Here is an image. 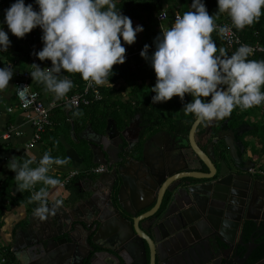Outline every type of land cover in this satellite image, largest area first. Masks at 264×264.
<instances>
[{"label": "trees", "instance_id": "trees-1", "mask_svg": "<svg viewBox=\"0 0 264 264\" xmlns=\"http://www.w3.org/2000/svg\"><path fill=\"white\" fill-rule=\"evenodd\" d=\"M0 3L3 7L0 14H5V19L10 15L21 21L24 18L22 13L26 12L31 20L37 44L32 56L38 59L41 70H51L49 92L52 94L70 96L81 92L90 71L106 58L119 60L112 67L99 70L98 80L110 83L112 87L117 82H124L131 88L127 101L120 98L124 93L122 88L117 91L103 87L102 100L89 106H80L68 114L61 107L54 108L51 115L53 129H47L43 134L45 140H52L48 144L52 152L45 151L43 164L58 160L54 145L63 152L62 144L57 140L65 134L78 149L83 162L93 166L87 143L72 138V124L75 133L87 125L103 130L108 119L121 122L119 108L124 117L129 118L134 113L132 103L147 116L149 112L158 113V105L163 104L165 112L160 116L168 127L189 130L198 115L218 98L231 79L239 76L256 79L264 71V52L249 56L236 48L228 49L219 34L213 32H202L194 40L160 49L158 56L152 51L142 54L150 48L146 45L149 37L153 38L151 46L162 40L158 34L157 16L171 7L176 8L180 21L199 28L207 22L229 18L236 13L239 4L248 6L250 13L238 20L236 33L243 42L264 47V0H0ZM229 10L233 12L229 13ZM138 25L143 35L139 44L133 42ZM115 35L117 45L112 41ZM4 54L10 61L8 54ZM171 65L187 79L185 87L180 90H176L172 82L162 86L157 84L156 70L161 68L168 72ZM5 68L6 64L0 63V83H3L1 73ZM195 79L200 83L194 84L192 80ZM44 85L42 80H37L35 89L41 90ZM179 110L181 119L177 121L175 117ZM215 113L219 115L218 126L225 121L231 126L248 124L250 131L247 134H253L264 147V80L253 85H233ZM251 116H256L257 120ZM18 165L25 174L22 180L17 179L14 171L0 180V201L7 203L0 204V214L10 207L41 208L44 194L52 191L60 180L21 162ZM13 186L20 189L17 194L12 193ZM24 224L17 225L14 232ZM5 254L9 260H14L12 252L5 251Z\"/></svg>", "mask_w": 264, "mask_h": 264}, {"label": "water", "instance_id": "water-1", "mask_svg": "<svg viewBox=\"0 0 264 264\" xmlns=\"http://www.w3.org/2000/svg\"><path fill=\"white\" fill-rule=\"evenodd\" d=\"M263 80L264 71L256 79H231L218 98L194 120L189 142L201 166L207 169L202 174L185 173L186 168L178 167L182 157L177 147L171 152L168 168L159 157L161 150L151 153L149 160L145 147L139 155L132 153L135 147L113 119L108 120L102 133L87 125L76 134L72 124V138L85 141L92 164L107 167V172L91 179V194L83 191L73 205L43 206L39 226L31 220L20 231L23 242L12 248L15 259L20 264H83L87 255L76 258L78 250L89 248L93 252L101 248L119 264H244L251 250L239 253L233 236L242 222L256 224L257 219L250 212L264 213V192L258 191L264 187V178L255 180L245 174L253 165H245L236 144L239 134L245 131L241 127L231 130L230 139L226 137L228 124L223 122L207 149L199 148L195 134L198 126L212 115L205 134L218 123L215 110L233 85H253ZM218 142L228 150L232 164L222 157L221 151L217 156L209 151ZM147 181L153 183L150 188L145 185ZM136 182L147 187H143L147 199L154 197V203L166 198L159 212L158 204L149 209L153 201L141 208L136 205ZM125 196L131 206H126ZM87 209L93 218H87ZM19 248L26 254L24 258L19 257ZM89 263L93 261L90 259Z\"/></svg>", "mask_w": 264, "mask_h": 264}, {"label": "crops", "instance_id": "crops-1", "mask_svg": "<svg viewBox=\"0 0 264 264\" xmlns=\"http://www.w3.org/2000/svg\"><path fill=\"white\" fill-rule=\"evenodd\" d=\"M2 8L0 3V10H2ZM22 14L24 18L21 21H17L16 17L10 15H7L5 19L6 15L4 14L1 16L0 14V63L6 64V67L12 65L15 71L26 69L33 70L36 68L41 71L38 59L32 56L33 51L37 47L33 35V24L26 16V12ZM177 15L178 13L176 10V18ZM169 19H171L170 14L167 24L173 22V20L171 22ZM11 24H13V26H10ZM138 27L140 26L138 25ZM141 33L142 32L137 33L136 36H134V43L139 44L141 42L143 36ZM4 53L8 54L11 58L10 61L6 58ZM5 71L6 68L1 73L3 83H0V180L6 179L12 171L17 174L18 180H22L25 174L18 165V162L34 168L35 171L45 172L57 177L70 169L82 170L87 168L88 165L83 162V158L79 154L78 149L66 139L65 134H61L60 138L57 140L62 144L63 152L57 145H54L58 160L54 163L49 162L43 164V155L45 151L47 153L52 152L51 147L48 146L52 140H45L42 135L39 142L35 143L32 147L28 146L32 139L33 129L28 121L27 112L25 113L17 106V100L14 95L15 78L12 74H6ZM33 79V87L35 88V82L40 79L38 75H34ZM56 97H58V94H52L45 90L44 87L41 89V98L46 105L51 103L52 100H56ZM10 107L12 108V112H8ZM61 108L66 110L67 114L75 109L70 107ZM251 118L254 121L257 120L256 116H251ZM51 121L52 124H54L52 118ZM12 129L13 132L10 133V137L4 139L3 135L8 131L10 132ZM51 129H53V125L49 128V130ZM15 131L19 132L18 136L13 134ZM247 139V157L256 158L258 161L257 165L261 166H256V168L264 170L263 144L253 134H248ZM255 152L257 154L256 156L254 155ZM83 181H85V178L81 176L74 180L68 187L62 188L56 185L52 191L44 194L45 201L39 209L29 210L24 206L10 207L8 210H5L3 214H0V253L3 251L12 252L16 235L20 234V231L24 230L31 220H33L36 227L39 226L38 224L39 219L42 217L41 212H43V206H49L55 203L67 206L77 202V197L83 192L80 190V184L83 183ZM19 190L20 189L16 186L11 187L13 194H17ZM1 203L4 205L7 204L5 201H0V204ZM23 222H25L23 227L18 228L14 232L16 226ZM19 239L22 243L23 237L20 236ZM14 260L19 263L15 257Z\"/></svg>", "mask_w": 264, "mask_h": 264}, {"label": "flooded vegetation", "instance_id": "flooded-vegetation-1", "mask_svg": "<svg viewBox=\"0 0 264 264\" xmlns=\"http://www.w3.org/2000/svg\"><path fill=\"white\" fill-rule=\"evenodd\" d=\"M159 104V103H158ZM119 115L121 118V122H116V126L119 130L124 131L125 136L130 140L131 145H133L135 148L133 149L132 153L138 152L141 153L144 150L145 147V156L149 160L151 153L159 151V157H161V160L165 166V168H168L169 160L171 152L175 147L179 148L181 151V159L182 161L178 165L179 168H186L184 171L185 173H197L202 174L203 172H206L207 169L204 166H201L199 160L196 158V156L193 153V150L191 149L190 142H189V130H171L168 127V124L164 119L160 116L161 113L165 112V106L158 105V113L154 114H148L144 112H139L138 105L135 103H132V110L133 115L129 118L124 117V113L120 112ZM137 111V112H136ZM213 116L209 117V119L203 121L197 128L196 134H195V142L201 149H207L209 147L210 143H213L215 138L217 137V128L218 123L212 127V130L208 132V134H205V131H207L210 128V125L213 120ZM181 115L180 110L177 112L175 120L180 121ZM109 120V119H108ZM107 120V122H108ZM176 121V122H177ZM193 124V123H192ZM191 124V125H192ZM227 130H226V137L232 139V133L231 130L237 129L241 127L245 131L238 136L239 143L237 144L238 149L241 151V157L243 162H245L248 166V162H250L253 166L252 168H249L245 174H250L255 180H261L264 178V176L258 174V173H252L250 170L253 168H256V166L261 167L260 165H257V159L252 157H247V150H248V139H247V133L250 131V127L248 124L243 123L238 126H231L230 123L227 122ZM107 125V123H106ZM106 127V126H105ZM191 127V126H190ZM93 128V127H92ZM85 128L82 130H79L76 132V134L81 133ZM95 131L102 133L103 130H97L93 128ZM76 142H78L76 140ZM220 143V144H219ZM222 146V147H221ZM211 153H213L214 156H217L220 154L222 157L227 160L228 164H232L231 159L229 157L228 150L223 146L222 142H218V144H214V148L212 147L209 149ZM156 153V152H155ZM134 155V154H133ZM135 156V155H134ZM139 159V158H138ZM250 165V164H249ZM103 166V165H102ZM91 166H87V169H89ZM192 168V169H191ZM107 172V167L103 166V170L100 174H104ZM96 173H89L87 175H82L85 178V181L80 184V190L85 191L87 190V195L91 194L90 190L92 189V185L90 184V180L95 178L96 176L100 175ZM87 183H84L86 182ZM151 181L146 182L147 187L152 186ZM145 185H142L141 183L138 184V182L135 183L134 189H136V193L138 195V198L136 197V205L138 207H145L147 206L151 201L154 200V197H150V199H147V191L144 190L143 187L147 188ZM259 192H264V187L258 188ZM113 201H115V196L112 195ZM165 199L160 200L158 203L157 201L149 208L151 209L155 204H158V212L161 209V207L164 206ZM124 202L126 206H131L129 197L125 196ZM261 205V201L258 203V206ZM147 210H143L139 213V215L143 214L144 212H147ZM108 213V211H107ZM107 213L105 212V217H107ZM124 214V212H121ZM251 215L256 217V224L250 222V221H244L242 222V225L236 230L235 235L233 236V242L236 245H239L238 252L244 254L248 250H251V254L249 259L244 264H264V213L263 211L260 213H257V211L250 212ZM125 215V214H124ZM93 216L90 214L89 210L87 209V218ZM21 235H16L15 237V243L14 246L20 247L21 246V240L19 239ZM101 245L107 246L104 242H100ZM75 253V252H74ZM19 257L24 258L23 256L26 255L22 252L21 248H19ZM87 255V260L83 262V264H90L89 260L93 261V264H119L112 258H109L108 255L103 253V250L101 248H96L93 252L89 251V248L87 249H80L76 253V258L79 257H85ZM76 259V260H79ZM75 260V261H76ZM252 260H255L254 262H251ZM68 264V262L66 263Z\"/></svg>", "mask_w": 264, "mask_h": 264}, {"label": "built area", "instance_id": "built-area-1", "mask_svg": "<svg viewBox=\"0 0 264 264\" xmlns=\"http://www.w3.org/2000/svg\"><path fill=\"white\" fill-rule=\"evenodd\" d=\"M237 11L227 19L220 20L219 22H207L201 25L199 28L193 26H187L179 19L167 24L169 14L167 11H162L157 16L158 32L162 37V40L152 46L150 49H165L170 46L183 41H191L196 39L202 32H213L219 34L220 38L224 42L228 49L236 48L241 53H246L249 56L254 55L257 52H264V47L260 44H247L241 40L236 33V26L240 18H245L250 13L248 6L237 5ZM178 18V15H177ZM119 58H106L101 60L89 73L84 88L81 92L73 95H58L55 101H52L48 105L44 103L41 98V90H36L33 87L34 75H38L45 85L44 89L49 91L51 89L52 72L49 69L39 70L38 68L33 70H14L12 65L6 67V74L13 75L15 78L14 95L17 100V106L20 110L27 112L28 121L33 129V135L29 147H32L35 143L39 142L42 135L53 124L51 121V112L57 107H70L78 108L80 106H89L95 102L102 100L103 87L111 88L113 85L105 81H99L97 72L101 69H107L112 67ZM8 112H12V108L8 109ZM13 129L3 135L4 139L10 137V133ZM14 135L18 136L19 132H14ZM103 170L102 165H93L89 169H70L65 171L61 175H58V186L65 188L75 177L87 175L89 173L100 174ZM252 173H258L264 176V170L253 168L250 170ZM0 264H20L15 260H9L5 252L0 253Z\"/></svg>", "mask_w": 264, "mask_h": 264}, {"label": "rangeland", "instance_id": "rangeland-1", "mask_svg": "<svg viewBox=\"0 0 264 264\" xmlns=\"http://www.w3.org/2000/svg\"><path fill=\"white\" fill-rule=\"evenodd\" d=\"M53 1L54 2H56V1L65 2V1H68V0H53ZM105 1L108 2V0H105ZM166 11L168 12V14H170L171 19H169V20H171V22H172V20L174 21V20L178 19L175 16V11H176L175 7H171V8H169ZM229 11L233 12V10H229ZM10 26H13V24H11ZM139 31H140V27H138V29L136 30L135 36H136L137 33H140ZM116 37L117 36L115 35L112 38V41H113L114 45H117L115 43H118L117 42L118 39H116ZM35 41H36V39H35ZM152 43H153V39L151 37H149V39L147 40V43H146L147 47L148 48L151 47ZM149 49L148 50H144L142 54H146L148 51H152L155 54V56L160 55V51H158V49H150V50ZM156 75H157V84L158 85L162 86L163 84H165L167 82H172L174 84V87H175L176 90L177 89L180 90L181 88H184L185 84H186V81H187L185 75L180 74L179 71L177 69H175L172 65H171L170 71H168V72L163 71L161 68L157 69L156 70ZM192 82L194 84H199L200 83V81L196 80V79L192 80ZM135 84H138V82L137 83H132L131 86H134ZM112 88H115V90H117V91H119L122 88V90H124L123 91L124 93H122L120 95V98H121L122 101H127V96H128L127 94L131 90L130 86H128L124 82H117V83L114 84V87H112ZM59 95H61V94H59ZM52 101H55V100H52ZM180 101H182V100H180ZM162 106H164V105L162 104ZM260 115H261V113L258 114V118L260 117Z\"/></svg>", "mask_w": 264, "mask_h": 264}]
</instances>
